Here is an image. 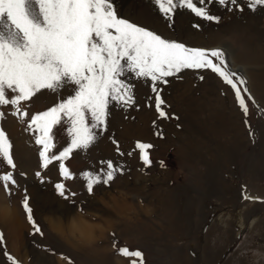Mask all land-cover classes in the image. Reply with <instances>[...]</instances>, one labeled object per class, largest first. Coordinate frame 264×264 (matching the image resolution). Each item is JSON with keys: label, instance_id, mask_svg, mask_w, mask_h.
Returning a JSON list of instances; mask_svg holds the SVG:
<instances>
[{"label": "rangeland", "instance_id": "1", "mask_svg": "<svg viewBox=\"0 0 264 264\" xmlns=\"http://www.w3.org/2000/svg\"><path fill=\"white\" fill-rule=\"evenodd\" d=\"M239 4L242 10L231 11L206 4L219 24L177 9L170 27L151 0H115L119 16L164 38L224 48L229 68L246 80L238 87L247 117L234 90L210 70H185L158 85L170 119L158 117L150 81L131 79L138 107L110 105L106 131L64 161L73 174L65 179L59 162L42 167L27 120L3 109L16 168L2 165L0 174L14 171L18 187L11 195L0 187V264H13L8 256L18 264H130L121 247L140 250L144 264H264V5ZM69 94L42 90L24 107L39 113ZM54 132L58 154L70 137L64 124ZM137 141L154 145L150 167ZM108 160L123 171L89 193L81 174L99 172ZM61 182L68 198L55 188ZM25 195L42 236L27 219Z\"/></svg>", "mask_w": 264, "mask_h": 264}, {"label": "snow or ice", "instance_id": "2", "mask_svg": "<svg viewBox=\"0 0 264 264\" xmlns=\"http://www.w3.org/2000/svg\"><path fill=\"white\" fill-rule=\"evenodd\" d=\"M151 2L170 27L177 9L190 10L196 17L216 24L222 17L212 14L206 4L218 3L230 11L242 10L239 0ZM257 5H264V0H247L249 8L255 9ZM193 27L199 30L201 25ZM226 56L224 48L188 46L122 18L115 0H0V121L5 118V107L12 109L11 115L26 119L27 130L33 132L35 144L41 146L42 167L47 168L57 161L61 175L70 179L73 174L64 161L74 150L89 149L98 135L106 131L110 105L138 107L131 79L150 81L158 117L170 119L158 85H168L169 78H179L185 70H210L234 90L247 117L249 109L238 87L246 80L229 68ZM65 89L71 94L45 111L30 114L24 107L42 90L59 93ZM62 124L66 125L70 143L58 154H53L54 130ZM157 135L162 137L163 134L157 132ZM12 147L0 125V166L15 170ZM153 147L150 143L136 142L145 167L153 164L148 151ZM159 163L167 167L164 161ZM101 164L106 167L99 172L81 174L89 193L95 185H108L123 171L111 160L101 161ZM0 187L11 195L12 189L18 187L14 171L0 174ZM55 188L60 196L68 198L64 183H57ZM22 205L34 233L42 236L27 195ZM118 251L133 258L130 264H144L140 250L121 247ZM8 259L18 264L13 257L8 256Z\"/></svg>", "mask_w": 264, "mask_h": 264}, {"label": "bare ground", "instance_id": "3", "mask_svg": "<svg viewBox=\"0 0 264 264\" xmlns=\"http://www.w3.org/2000/svg\"><path fill=\"white\" fill-rule=\"evenodd\" d=\"M38 194V193H37ZM46 194V193H45ZM52 201V200H51ZM75 218V217H74ZM70 224V223H69ZM73 224V223H72ZM71 225V224H70ZM77 227H79L82 231L85 230V228L87 229V227L84 225V223H82L81 221H79L76 225ZM44 258V257H43Z\"/></svg>", "mask_w": 264, "mask_h": 264}]
</instances>
